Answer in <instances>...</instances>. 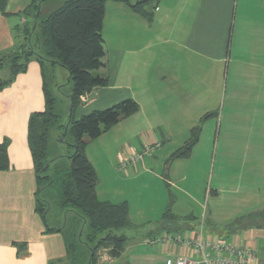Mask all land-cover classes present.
I'll return each mask as SVG.
<instances>
[{
    "label": "crops",
    "instance_id": "crops-1",
    "mask_svg": "<svg viewBox=\"0 0 264 264\" xmlns=\"http://www.w3.org/2000/svg\"><path fill=\"white\" fill-rule=\"evenodd\" d=\"M135 1L106 0L103 67L92 74L105 77L107 84L84 95L73 112L77 120L125 99H133L139 106L120 121L125 126L119 129L130 137L120 140L125 144L123 151L110 149L100 138L109 129L95 139L86 138L85 154L97 175V198L115 204L126 202L131 223L146 228L138 236H126L121 255L129 243V256L120 264H171L181 256L199 260L194 245L180 241L185 238L194 242L222 238L251 250L249 264H264V0H157L147 5L152 8L150 20L131 9L129 3ZM31 2L8 0L4 13L0 9V58L23 42L20 31L31 25L23 12ZM57 64L31 57L11 79L10 68L0 63V82H6L0 87V145H5L7 162L0 168V264H65L62 261L69 256L64 225H49L47 208L44 214L37 210V196L41 199L43 188L28 143L30 116L45 109L46 92L52 96L47 67ZM71 93L72 87L70 97ZM203 114L210 115L201 122L197 143L187 157L179 159L190 158L202 134L208 141L210 133L217 174L214 189L207 193L218 200V209L209 212L208 224L211 220L221 224L223 236L212 235L211 227L206 228L204 205L198 224L178 227L159 220L168 208L175 217H192V207L176 208L167 186L186 182L191 187L193 174H165L168 194L158 206L146 202L149 197L138 190L134 193L137 201L131 203L122 181L139 177L141 172H150L155 181L163 179L155 156H145L139 168L127 165L120 176L105 174V182L98 169L105 164L107 173H118L114 169L118 161L146 146H156V153L168 145L172 133L182 144L175 150L181 148ZM175 150L164 152L162 161ZM154 165L156 171L151 169ZM132 170L136 174H130ZM224 190L232 196L230 203H225L226 199L220 202ZM187 193L194 201L193 193ZM238 210L244 213L232 217ZM138 246L146 253L156 252L158 261L139 253ZM105 251L96 264H114L121 256L111 258Z\"/></svg>",
    "mask_w": 264,
    "mask_h": 264
},
{
    "label": "trees",
    "instance_id": "trees-1",
    "mask_svg": "<svg viewBox=\"0 0 264 264\" xmlns=\"http://www.w3.org/2000/svg\"><path fill=\"white\" fill-rule=\"evenodd\" d=\"M7 1L0 0L2 12ZM46 1L32 0L24 10L23 13L30 17L31 25L21 29L23 42L0 58V63L10 68L11 79L25 68L31 57L58 63L68 72L72 82L71 115L65 134L69 132L72 136L74 152L68 156L69 167L65 171L57 168L55 172L60 175L58 203L62 209L73 212L68 229L64 226L68 255L75 250L77 243L83 244L87 248L88 264H96L99 249H107L111 258L121 255L127 240L123 231L134 228V225L129 219L126 202L115 204L97 198V175L85 154L86 138H97L121 119L137 112L139 106L133 99H125L75 120L73 112L81 103V98L94 88L107 84L105 77L92 74L103 67L102 25L106 0H66L55 11L43 13L41 7ZM156 1L136 0L129 5L134 12L150 20L152 8L147 5ZM5 83L0 82V87ZM209 115H205L203 120ZM56 118L54 99L46 92L45 109L32 114L28 122V143L39 184H42L40 188L49 186L54 181L53 176L47 174L50 163V159H47V144L49 128ZM200 128L201 126H196L191 130L190 138L171 154L167 164L189 155L198 141ZM4 148L5 145L1 144L0 168L7 166ZM37 210L41 214L46 211L45 203L39 196ZM162 219H175L170 208L164 212ZM85 227L86 241H83Z\"/></svg>",
    "mask_w": 264,
    "mask_h": 264
},
{
    "label": "rangeland",
    "instance_id": "rangeland-1",
    "mask_svg": "<svg viewBox=\"0 0 264 264\" xmlns=\"http://www.w3.org/2000/svg\"><path fill=\"white\" fill-rule=\"evenodd\" d=\"M66 0H47L43 3L41 7V11L43 13H50L55 11L59 8V2L60 5H62ZM160 6L165 7V4H161ZM18 20V17H16ZM47 81L49 84V88L52 92V98L54 99V113L56 114L57 118L54 124L49 128L48 133V144H47V159L53 160L51 163V167L48 170V172L51 173L53 176V183L45 188H43L39 195L43 202L45 203V207L47 208L46 211V221L49 225L54 224L53 226L57 225L62 226L64 225L66 230L68 229L71 220L73 219V212L72 211H66L65 209H62L59 206L58 203V195H59V176L58 174L54 173L56 172L57 168H60L61 170H66L69 167V160L68 156L73 154L74 148H73V138L70 135V133L65 134V127L67 126V123L69 121V114H70V89L72 87V82L68 79V73L66 69L59 66L58 64L54 67H47ZM206 114H203L198 120L195 122V125L191 128V130L196 126H201V122ZM121 121V120H120ZM116 123L113 128L109 129L108 132H105L102 137V140H104L106 143H109V148L112 150H124L125 144H121L120 140H129L130 137L128 135L123 134L122 130L119 128L124 127L125 122ZM191 132V131H190ZM127 133V132H126ZM205 133L202 134V139H200V143L195 147L193 154L190 156V158L181 160V159H175L171 161L169 164H167L168 158H170L171 154L166 158L165 161H162L161 155L164 154V152L170 150L173 151L176 148L180 147L179 138L176 137V134L172 133V139L168 142V145L163 146L162 149H158L156 153H153L157 150V148H154V151L151 153V155L155 156L154 161H157V165L160 168V173L163 174V179L165 174H193L191 177L192 185L191 187L188 186L186 182H170L168 183L167 180L161 179L160 181H155L154 176L149 173H139L140 176H130L127 178H124L122 181L124 182V192L128 195L131 203H135L136 200V190L138 192H143L144 197L148 196L149 199L146 200V202H153L160 206L163 205V202H165L166 198V187L165 182L168 183V190L172 193L174 201H176V208L180 210V207L184 209H188L189 207H192L193 210H191L190 213H192V217L190 218H182L181 216H176L175 219L172 220H165L167 223L171 222L170 224L173 226H186L193 223L198 224V221L202 219L201 213L203 212L202 206L204 205L207 207V214L205 217V225L207 227H211L212 235H221L220 225L217 226V223H213L211 220V223L208 224L209 221V212L215 211L218 209L216 207V202L218 200H214L212 197V194H208L207 192L212 191L214 189V183H215V174L216 173V162H215V147L214 143L212 142L210 145V133H208V141H204ZM115 139H117L115 141ZM132 143L134 141L131 140ZM182 143V142H181ZM97 145V143H94L93 146ZM100 149V148H98ZM142 150V149H141ZM176 151V150H175ZM124 159L118 161L116 163V166L114 167L115 172L118 173H107V166L105 164H102L101 166H98L99 174L101 175V179L103 182H105L108 178H106L105 174H125V169L127 166L120 167L121 163H123ZM152 160V161H153ZM153 161V162H154ZM133 165V164H132ZM136 165V168H139V162L134 164ZM138 165V166H137ZM166 165V166H165ZM55 167V168H54ZM129 167V166H128ZM154 171H156L155 165L151 168ZM132 171L134 173H132ZM130 171V174H136L135 170ZM145 174V175H142ZM204 174V176L202 175ZM223 174V173H222ZM224 174H231L230 172H224ZM123 176V175H121ZM119 186H121V180ZM196 182L198 184H196ZM158 183V185H157ZM227 184V182H225ZM40 187L42 184L39 185ZM194 186V187H192ZM190 191L193 193L194 201H191L188 196ZM136 195V196H135ZM164 199V200H163ZM225 200V203H230V199H232V196L224 190L220 195V202L222 200ZM167 202V201H166ZM48 205V206H47ZM226 207H230V204H226ZM187 212V213H189ZM162 213V212H161ZM234 216L244 213L241 211H235L233 212ZM155 215L156 212L154 213ZM161 214H159L157 217H160ZM231 217V218H232ZM162 220V217L159 218V220ZM200 219V220H199ZM204 219V218H203ZM158 220V221H159ZM261 220H264V212L261 213ZM228 222L224 223H229ZM143 229L145 230V226H134L132 229H126L123 231L125 235L128 236H138L142 233ZM86 227L83 233V241H86ZM129 244V243H128ZM128 244L125 248L124 254H122L119 259L116 260L114 264H120V262L126 258V256H129V249ZM149 248L148 250H150ZM87 248L83 244H76V248L71 254H69L68 259L63 260L62 262L65 264H88V256L86 254ZM137 251L141 254H146L150 258H154L155 261H158V257L156 252H150L146 253L145 251H141V247L138 246ZM86 254V256H84ZM106 251L105 248L99 249L96 253V262L97 260H102L105 257Z\"/></svg>",
    "mask_w": 264,
    "mask_h": 264
},
{
    "label": "built area",
    "instance_id": "built-area-1",
    "mask_svg": "<svg viewBox=\"0 0 264 264\" xmlns=\"http://www.w3.org/2000/svg\"><path fill=\"white\" fill-rule=\"evenodd\" d=\"M156 146H146L142 150L126 157L120 167L141 162L145 156H150ZM182 243L192 244L193 251L199 255V260L187 256L176 257L171 264H249L253 259L251 250L229 243L222 238L215 240L181 239Z\"/></svg>",
    "mask_w": 264,
    "mask_h": 264
},
{
    "label": "water",
    "instance_id": "water-1",
    "mask_svg": "<svg viewBox=\"0 0 264 264\" xmlns=\"http://www.w3.org/2000/svg\"><path fill=\"white\" fill-rule=\"evenodd\" d=\"M71 98V97H70Z\"/></svg>",
    "mask_w": 264,
    "mask_h": 264
}]
</instances>
